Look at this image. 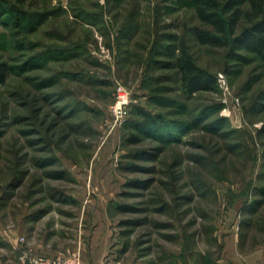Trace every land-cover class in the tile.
Instances as JSON below:
<instances>
[{
	"label": "rangeland",
	"instance_id": "rangeland-1",
	"mask_svg": "<svg viewBox=\"0 0 264 264\" xmlns=\"http://www.w3.org/2000/svg\"><path fill=\"white\" fill-rule=\"evenodd\" d=\"M2 3L0 264L41 240L67 256L97 228L112 264H217L229 235L264 243V61L230 54V35L199 44L191 0ZM183 42L215 91L188 95L167 65ZM140 109L175 126L140 131Z\"/></svg>",
	"mask_w": 264,
	"mask_h": 264
},
{
	"label": "trees",
	"instance_id": "trees-1",
	"mask_svg": "<svg viewBox=\"0 0 264 264\" xmlns=\"http://www.w3.org/2000/svg\"><path fill=\"white\" fill-rule=\"evenodd\" d=\"M191 4L199 21L210 27L193 30V37L199 44L211 48L223 47L229 43L227 37L230 35L233 37L230 54L243 59L239 53H250L264 61V0H227L224 3L218 0H191ZM9 11L6 12L0 0V18ZM18 21V18L13 21L12 27H18ZM179 51L180 55L173 64L167 65L176 69L185 92L192 96L215 91L216 77L196 64L188 55L184 42ZM8 67L6 63H0V83L6 78ZM139 111L142 121L136 124V128L140 131L167 136L168 129L175 126L161 115L151 114L144 109Z\"/></svg>",
	"mask_w": 264,
	"mask_h": 264
},
{
	"label": "crops",
	"instance_id": "crops-1",
	"mask_svg": "<svg viewBox=\"0 0 264 264\" xmlns=\"http://www.w3.org/2000/svg\"><path fill=\"white\" fill-rule=\"evenodd\" d=\"M92 231L86 230L83 236V244L80 243L75 250L81 255L82 264H112L111 262V232L105 228H97ZM44 241L32 246L35 252L47 256L56 257L63 254L53 248L46 249ZM242 246L239 236L229 235L222 245L221 254L217 264H264V243L255 244L248 249Z\"/></svg>",
	"mask_w": 264,
	"mask_h": 264
},
{
	"label": "built area",
	"instance_id": "built-area-1",
	"mask_svg": "<svg viewBox=\"0 0 264 264\" xmlns=\"http://www.w3.org/2000/svg\"><path fill=\"white\" fill-rule=\"evenodd\" d=\"M128 101L129 94L124 90V88H119L117 90L116 103L113 106L114 112L116 114L122 112L128 104ZM23 240L24 239L21 238L22 242ZM17 260L20 264H82L79 251H75L67 256L46 257L33 252L23 243L19 250Z\"/></svg>",
	"mask_w": 264,
	"mask_h": 264
}]
</instances>
